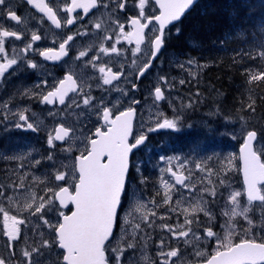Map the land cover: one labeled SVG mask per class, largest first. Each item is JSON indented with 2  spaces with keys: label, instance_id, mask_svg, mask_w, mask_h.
<instances>
[{
  "label": "snow or ice",
  "instance_id": "1",
  "mask_svg": "<svg viewBox=\"0 0 264 264\" xmlns=\"http://www.w3.org/2000/svg\"><path fill=\"white\" fill-rule=\"evenodd\" d=\"M195 2L196 0H152L153 7L158 5L159 14H154L151 13V8L146 12L149 0H138V6L135 0H100L99 4L97 0H64L61 8L51 6V0L49 2L23 0V5L27 6L32 18L36 20V27L33 30L28 28V21L18 14L21 8L19 3L13 4V0H0V88L8 82L9 77L17 76L23 79L24 73L28 70L41 68L42 62H36V56L43 57L45 61H59L63 57H68L72 63L79 61L81 66V74L75 73L69 66L66 75L54 80L51 85L48 84L47 79L42 80L35 86L39 91L27 87L18 88L7 100H0V124L4 125L5 130H8L10 115L14 117L11 126L15 129L32 132L41 130L30 121L29 115L26 114L28 109L18 106V101L33 98L47 105L58 102L59 105L68 107L67 97L69 104L81 108L84 114L91 111L103 122L102 127L96 128L93 138H85L84 148L77 149L79 155L72 157L71 166L58 163L55 155L57 142H65L68 147L63 148V151L71 152L75 139V128L66 127L62 122L47 133L46 140L50 151L40 159L35 157L29 159L28 155L9 157L18 162V168L27 166L36 169L47 161L49 171L43 177L34 178L35 184L39 186V195L33 192L22 206L13 205L11 196L7 197L10 205L8 208L0 204L3 235L7 238L5 249L8 252L7 257L0 255V264H46L53 247L61 250L64 264H109L106 252H111L112 264H130V259L139 250L142 239L148 235L146 229L152 226L149 216L156 215L155 212L141 213L139 222L135 224L130 219L134 212H141L147 207L145 203L139 201L133 206L132 198L136 193L130 196L128 191L130 169L136 168L131 162V157L137 150L147 148L149 133L160 130L180 132L185 127H191L184 122L185 111L193 109L199 103L200 93L198 91L195 93L197 97L195 101L174 104L166 98L165 91L170 93L175 88V78L157 75L149 92L154 95L156 101L167 100L172 108L171 117L161 113L153 124L134 130L136 109L131 105L138 104L139 101L132 99L130 106L121 110L112 101L106 102L105 96L101 95L99 98L93 96L92 84L89 80L94 78L96 87L102 88L104 92L115 89L126 94L118 87L121 77L126 75L124 66L120 65L116 71H113L109 66V60L104 57H110L111 54L121 55V49L116 47L121 43V37L128 44L134 42L135 53H140L141 46L144 45L147 55L134 75L136 80L146 79L151 75L149 69L153 67V61L162 49L167 47L166 29H169V25L176 27L173 22L180 21ZM101 8L109 11L107 25L102 19L82 23L83 15L77 12L81 9L86 14L91 9ZM35 10L43 15L37 16ZM130 11H134L135 14L129 16ZM121 14L123 21L120 19ZM46 21L55 29H69V32H72L69 26H76V31L72 34L63 31L58 34L60 39L58 51L54 48L41 49L39 46L34 48L35 42L42 39V35L38 33L41 31L40 26ZM89 23L96 30L99 43L77 49L76 37L90 35ZM126 24L130 25V31H125ZM150 25L156 27L155 32ZM255 29L256 31L251 33L243 27L236 30V34L245 40L251 34L256 44L254 49L237 53V56L241 60L246 57L248 60L258 61L256 68L245 69L246 83L264 88V20L258 22ZM256 32L260 33L258 39ZM17 41L20 42L19 46L15 43ZM70 52L72 56H69ZM233 59L235 62V57ZM193 64L192 59L187 60L186 64L177 61L180 69L187 71L192 79H196L197 74L192 71ZM85 69L91 70L89 79H85L83 75ZM127 75L131 76L133 73L128 72ZM114 81L118 83L114 84ZM130 83L132 89H137L136 82L130 81ZM185 83V79L179 80L180 85ZM251 92L252 89L249 88L250 94L242 107L254 112L255 100ZM69 93L74 95L69 97ZM109 104L112 106L109 107ZM217 114L218 109L212 113V115ZM242 131L245 137L241 148L243 188L230 192L225 188L226 196L224 192L219 193L224 200L219 214L226 218L224 222V227L227 228L226 234L221 238L213 231L217 215L214 211L218 196L216 184L223 186L225 180L218 179L216 184L209 180L208 184L199 188L200 197L190 202L187 208L182 207L179 200L177 207L169 208L171 213H176L179 209L183 220L181 222L177 218L178 227L167 224L163 227L168 229L170 237L182 241L183 249L179 245L173 247L171 240L166 242L161 238L156 247V260H152L147 254L142 256L147 264H190L186 260L189 248L195 250L201 236L205 240L212 238L216 243L214 254L205 264H264V236L260 237L258 242L255 235L251 234L253 220L248 215L250 209L242 207L241 204L242 198H245L249 205L259 202L260 220L264 225V149H260L259 152L253 149V143L257 140V131L247 128H243ZM159 159L170 165L166 171L171 173L177 184L189 188L192 193L197 191L196 188L185 183L186 178L182 171L178 174L171 167L176 160L178 170L186 169V159L166 156H160ZM194 167L209 175L212 173V169L205 167L203 163H195ZM136 170L139 171L138 168ZM164 186L169 188L166 181ZM16 187H23V181ZM9 188V185L0 183V197H4L5 191ZM150 203L155 204L156 201L153 199ZM164 203H171L168 193H165ZM69 205L73 207L69 208ZM13 206L16 207L18 214H27L24 219L11 214ZM126 208L128 211L125 210ZM65 209H68L69 214H65ZM50 213H55V216L49 218ZM201 213L203 220L200 218ZM32 217H35L40 225L36 232H32L36 227L32 224ZM237 217L247 221L249 226L243 231L238 242L233 239L234 235H238L233 226V221ZM21 225L32 232V235H23ZM44 229L47 230V234ZM114 229L118 235H114ZM260 230L264 231V227ZM113 241L116 242L115 246ZM16 248L20 249L18 253ZM196 255L202 253L197 251Z\"/></svg>",
  "mask_w": 264,
  "mask_h": 264
},
{
  "label": "rangeland",
  "instance_id": "2",
  "mask_svg": "<svg viewBox=\"0 0 264 264\" xmlns=\"http://www.w3.org/2000/svg\"><path fill=\"white\" fill-rule=\"evenodd\" d=\"M172 35L173 33L168 35L169 45L173 43ZM43 45L44 44L41 46ZM190 45L195 47L194 44ZM167 51L164 70L158 68L156 70V74L151 75L149 89L151 88L157 75H166L170 78H175V88L172 89L170 93L165 91V96L174 104H187L178 93V88L181 86L179 84V80L185 79V84H187L193 79L187 71L182 70L177 66V61L186 64L187 60L192 59L194 61L192 71L197 75L201 72V69L206 66V63L200 60L199 57H195L187 53L181 55L180 52L175 49H168ZM197 65H199V67H197ZM127 101H125V103ZM20 107L27 108L28 110L31 109V112H27L30 121L41 130L38 132H32L31 130L15 129L11 126V121L14 118L10 116L8 130H5L3 124L0 126V138H2L1 129L6 132L3 157L5 159V167L0 171V183L10 186L9 190L5 191L4 197H0V204H2L5 208L10 206L7 200V197L9 196L13 198V205L22 206L33 192H36V194L39 195V186L35 184L34 178L43 177L44 174L49 171L47 161H44L42 166L36 170L28 167L18 168V162H11L9 157L29 153V159L33 157L40 159L50 151L46 140L47 133L62 122L65 125L68 124L75 128V139L72 144L71 152L63 151V148L68 147L67 144H58L57 142L58 148L55 155L58 163L62 162L71 166L73 163L72 157L75 156L72 153L73 150H83V141H85V138H89L94 127L97 124H101V120L96 114H83L81 117H78L76 116V113L73 115L71 110H68V112L72 115L68 114L67 111L61 108H55V112H49V117L45 118L41 109L46 110L51 108V106L44 104L41 101L36 105V107L40 110L36 113L35 119L32 114L33 106L28 107L27 105H22ZM65 108L69 109V106ZM190 112L191 109L185 111L184 122L191 125V127H185L180 132L163 130L159 133H155V135L153 134L154 132L149 133L153 134L152 143H148L147 148H141L134 154L132 164L135 165L139 171H137L136 168L131 169L128 180V191L130 196L132 193H136V196L132 198L133 206L137 201H139L145 203L147 207L146 209H142L141 212H134L130 219L132 220V223L135 224L139 222L141 213L155 212L156 215L149 216V222L152 226L146 229L148 235L142 239L139 250L136 251L130 259V264H147V261L142 259L144 254H147V256L151 257L152 260H156V247L161 238L166 242L171 240L173 247L179 245L183 249L182 241L177 240L174 237H170L168 229L163 227L165 224L178 227L176 224L177 218H179L181 222L183 220V216L180 214L179 209L176 213H171L169 212V208L177 207V200L181 202L182 207L187 208L190 202H194L195 199L200 197L201 194L199 192V188L208 184L209 180H211L213 184H216L218 179L225 180V184L223 186L216 184L218 196L217 203L214 205V211L217 215L216 226L213 227V231L221 238L227 232V228L224 227L226 218L219 214L222 210L221 205L224 203V200L219 196V193L224 192L226 196L227 192H225V188H227L229 192L233 190H242L243 180L241 177L238 149L244 140V133L242 129L247 128L251 130L252 128L247 123L241 121L233 123L216 121L208 125L210 122L207 118L197 116L192 119H188L187 116ZM161 113L171 117L172 108L168 105L167 100L158 102L155 100L154 95H151L149 92V96L145 100L144 106L141 108V113L138 123L135 125V129L137 130L142 127L146 128L147 126L153 124L157 116ZM200 125L210 126L213 129V132H211L208 128H202ZM22 136L30 138V141H22ZM78 137L81 138V143L76 144L75 142ZM36 138H41L42 140L40 141ZM255 147L258 152L260 149H264V134L258 135ZM68 154L70 155L68 156ZM160 156L186 159V169L178 170L176 168L178 161L176 160L173 161L171 167L173 168V171H177L178 174L182 171L186 178L185 183L190 187L196 188L197 191L192 193L189 188H185L184 186L177 184L175 179L171 176V173L166 171L170 165H168L165 161L160 160ZM195 163H203L205 167L212 169L211 175L207 172L196 169L194 167ZM188 169H191V171H188ZM217 172H219V176H217ZM21 181H23V189L19 192L11 193L13 188ZM165 181L168 183L169 188H165ZM157 193H159V195H157ZM165 193H168L171 197L172 201L169 205L163 203L164 200L162 197H165ZM153 199L156 201L155 204L150 203ZM205 199H207L206 194ZM241 204L242 207H248L250 209L248 215L253 220L251 234H254L259 242L260 237L264 236V231L260 230L261 227H264V225L261 224L260 220L261 210L258 207L259 202H253V204L249 205L246 199L242 198ZM125 210L128 211L127 208ZM64 211L65 214L69 213L68 209H65ZM11 214L18 215V218L20 219H24L27 215L26 213L18 214L15 206L12 207ZM53 216H55V213L49 214V218ZM161 217H163V219H161ZM121 218L123 219V213H121ZM200 218L201 220L204 219L202 213L200 214ZM31 220L32 224L36 225L32 232H36L39 230L40 225L36 221L35 217H32ZM233 226L236 233H238V235L233 236V239L238 242L243 235V231L249 226L247 221L240 217L235 218ZM121 227H123V225H121ZM44 230L45 234H47V230ZM21 231L25 236L32 235V232H29L24 225H21ZM3 232V221L2 218H0V255L5 253V255L8 256V252L5 249V241L7 238L3 235ZM115 235H118L116 231ZM115 243L116 242L113 241V246H115ZM19 250V248H16L17 253ZM215 250L216 243L214 242V239L210 238L205 240L203 239V236H201V240L196 245V249L192 250L189 248L186 260L190 262V264L203 262L214 254ZM197 251L202 253V255H196ZM125 255H127V253H125ZM46 264H64L61 250L53 247L50 250Z\"/></svg>",
  "mask_w": 264,
  "mask_h": 264
},
{
  "label": "trees",
  "instance_id": "3",
  "mask_svg": "<svg viewBox=\"0 0 264 264\" xmlns=\"http://www.w3.org/2000/svg\"><path fill=\"white\" fill-rule=\"evenodd\" d=\"M261 20H264V0H199L180 20L179 32L172 35L173 49L206 63L196 79L178 88L185 103L197 100L195 93H200L199 103L191 109L188 119L210 117L208 125L216 121H241L258 135L264 134V88L248 85L245 76V69L256 68L258 61L237 56L254 49L256 44L251 34L247 40L236 34L240 27L255 32V25ZM259 37L256 32V38ZM249 88L255 100L254 112L242 107L250 94ZM217 109L218 114L212 115ZM200 126L213 132L210 126Z\"/></svg>",
  "mask_w": 264,
  "mask_h": 264
},
{
  "label": "flooded vegetation",
  "instance_id": "4",
  "mask_svg": "<svg viewBox=\"0 0 264 264\" xmlns=\"http://www.w3.org/2000/svg\"><path fill=\"white\" fill-rule=\"evenodd\" d=\"M46 2H49V0H46ZM99 2H100V0H97L98 4H99ZM135 2L138 6V0H135ZM17 3H19L21 5V8L18 11V14H21L22 17L28 21V25H27L28 28H32L33 30H35L36 20L32 18L31 12H29L27 10V6L23 5V0H13V4H17ZM63 5H64V0H51V6H53L54 8H61V7H63ZM195 6H196V4L190 10H188L185 14H187L189 11H191ZM149 8H151V13L159 14L158 5L153 7L152 6V0H149L148 5H146V12H148ZM35 11H37V16L43 15V14L38 13V10H35ZM77 12H79L83 15L82 23H86L88 21L95 22L98 19H102L105 25H107L109 23V19H108L109 11H108V9H103V8H101L99 10L91 9L86 14L83 13V10L78 9ZM134 14H135L134 11L128 12L129 16H132ZM120 19L123 21V15L122 14L120 16ZM179 22L180 21L173 23L176 27L169 25V29H171V31H169V29H166V31H165V35L167 37L171 33L176 34L179 32V30H180ZM40 27H41V31L38 34L42 35V39H41V41L35 42L34 48L39 46L41 49L54 48L57 51H58V44L60 42L58 34H60L62 31L68 32V34H72V32L76 31L75 25L69 26V28L72 30V32H69V29H62V30L61 29H55V27L53 25H51L50 22H47V21ZM88 28H89V32H90L89 36H84V37L78 36V37H76L77 49L86 48L89 44L99 43V39L96 37V30L91 27L90 23L88 24ZM150 28L152 29L153 32L156 31V27L154 25H150ZM130 30H131L130 25L126 24L125 25V31H130ZM149 35H151V33H149ZM15 43L18 46L20 45L19 41L15 42ZM174 43L175 42L171 43L170 45L167 44L166 49H162L161 53L158 54L156 60L153 61V67L151 69H149V72L151 73V75L156 74V70L158 68L164 70L166 54L168 52L167 50L169 48H170V50H172ZM42 44H44V45L41 46ZM6 47H7V45H6ZM116 47L121 49V55L117 56L116 54H111L110 57H104V59L109 60V66L112 67L113 71H116V69L118 67H120V65L124 66V70H125L126 75L124 77H121V81L119 83L115 82V81L113 83L114 84L118 83V87L120 89H122L123 92L126 94H123L121 91H117L115 89H113L109 92H104L102 88L96 87V81L93 78V79L89 80V82L92 84V95L96 96L97 98H99L101 95L105 96L106 102L109 100L112 101V103H115L117 105V107H120L121 110L129 107L130 101L132 99L138 100L139 101L138 104L131 105V106L135 107V109H136V122H135V125H136L138 123V119H139V116L141 113V108L144 106L145 100L149 96V81L151 79V75H148L146 79L140 78L139 80H136L134 73L137 71L138 68H140L142 66V62L145 59L147 53L144 50V45L141 46V52L140 53H135L134 42L132 44H128L126 41L123 40V37H121V43L116 45ZM72 55L73 54L70 52L69 56H72ZM35 59H36V62H42L43 66L41 68H39L38 70H28L26 73H24L23 79H20L17 76L9 77L8 82H6L3 85V87L0 88V100H7L9 95L15 93L18 88L23 89V88L27 87V88H33L34 90L39 91V89L35 88L36 85H39L40 82L42 80H45V79H47L48 84L51 85L54 80H58L60 78H63V76L66 75V73L69 69V66H71V68L74 70L75 73L81 74L80 62L77 61L75 63H72L71 61H69L68 57H63L59 61H55V60L45 61L44 58L41 56H36ZM133 60H135V63H133ZM65 61H68V63H65ZM128 72H132L133 75L128 76L127 75ZM83 75H84L85 79H89V76L91 75V70L85 69L83 71ZM130 81L136 82L138 84L137 89H132ZM101 83H102V81H101ZM104 87H110V86H104ZM46 90L47 89L45 88V91ZM73 95H74L73 93L68 94L69 97H72ZM125 101H127V102L125 103ZM38 102H40V100L37 98L25 99V100L18 101V106L19 107L22 105H27L28 107L33 106L32 114H33V118L35 119L36 113L38 112V110H40L36 107ZM66 104H68L69 109H66L64 105H59L57 102L54 105H49V106H51V108L46 109V110L45 109H41V110L44 113L45 118L49 117V112L50 113L55 112V108L56 109L61 108L67 112H68V110H71L72 114L74 115V113H76V116H78V117H81L84 114L81 111V108H77L74 104H69L67 97H66ZM111 106L112 105L109 104V107H111ZM10 107H11V105H10ZM28 111L31 112V109H29ZM26 114L28 115V113H26ZM68 114L72 115L69 112H68ZM89 114L92 115V112L90 111L88 114H84V115H89ZM10 117H12V116L10 115ZM102 123L103 122L101 121V124H97L94 127L92 133L90 134L89 139L93 138V133L95 132L96 128L102 127ZM0 126H1V124H0ZM58 126H59V124L56 127H58ZM65 126L73 128L71 125H68V124ZM161 131H163V130H160L157 132L159 133ZM157 132H154L153 134L155 135V133H157ZM1 133H2V138H0V171L5 167V159L3 157H4L6 132L2 131V129H1ZM153 134H149V140H148L147 144L152 143ZM36 139H38L40 141L42 140L41 138H36ZM22 141H24V142L30 141V138L22 136ZM75 143L76 144L81 143V138L78 137L76 139ZM58 144H66V143L65 142H58ZM72 153L75 156L79 155V152L75 151V150H73ZM25 155H28V158L30 156L29 153H27ZM69 155L70 154H68V156ZM133 157H134V155L131 157V162L133 161ZM10 161L15 163V161L12 159H10ZM37 169L38 168H36V170ZM130 171H131V169H130ZM22 189H23L22 187L17 188L15 186L13 188V190L11 191V193L19 192ZM3 255L7 256V255H5V253ZM107 256L109 257V263L112 264V261L110 259L111 253H107Z\"/></svg>",
  "mask_w": 264,
  "mask_h": 264
},
{
  "label": "water",
  "instance_id": "5",
  "mask_svg": "<svg viewBox=\"0 0 264 264\" xmlns=\"http://www.w3.org/2000/svg\"><path fill=\"white\" fill-rule=\"evenodd\" d=\"M196 2H197V0H196ZM195 2V3H196ZM187 12V11H186ZM183 18V17H182ZM181 18V19H182ZM174 23V22H173ZM135 119H136V116H135V118H134V121H133V127H134V125H135ZM252 130H254V129H252ZM256 131V130H255ZM257 136H258V133H257ZM245 138V137H244ZM256 142V141H255ZM255 142L253 143V149L254 150H256V147H255ZM243 143H244V140H243V142L240 144V146H239V158H240V170H241V177H242V180H243V173H242V168H243V160H242V158H241V148L243 147ZM73 207V206H72ZM69 214V213H68ZM115 230V229H114ZM213 255V254H212ZM211 255V256H212ZM106 256H107V252H106ZM211 256L208 258V259H210L211 258ZM205 262H206V260L205 261H203V262H196V263H194V264H205ZM110 264V263H109Z\"/></svg>",
  "mask_w": 264,
  "mask_h": 264
},
{
  "label": "bare ground",
  "instance_id": "6",
  "mask_svg": "<svg viewBox=\"0 0 264 264\" xmlns=\"http://www.w3.org/2000/svg\"><path fill=\"white\" fill-rule=\"evenodd\" d=\"M170 49V48H169ZM184 55V54H183ZM182 86V85H181ZM207 118H210V117H207ZM10 138V137H9ZM4 140V139H3ZM33 189V188H32ZM162 199L164 200V197H162ZM162 201V200H161ZM172 201V200H171ZM163 203H164V201H163ZM164 205V204H163ZM167 205H169V204H167ZM167 209V208H166Z\"/></svg>",
  "mask_w": 264,
  "mask_h": 264
}]
</instances>
